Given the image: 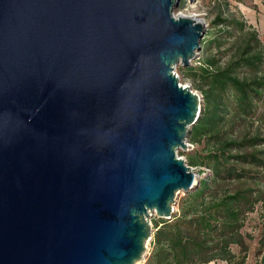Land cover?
Masks as SVG:
<instances>
[{
	"label": "water",
	"instance_id": "water-1",
	"mask_svg": "<svg viewBox=\"0 0 264 264\" xmlns=\"http://www.w3.org/2000/svg\"><path fill=\"white\" fill-rule=\"evenodd\" d=\"M181 0H0V264H136L197 176Z\"/></svg>",
	"mask_w": 264,
	"mask_h": 264
},
{
	"label": "trees",
	"instance_id": "trees-1",
	"mask_svg": "<svg viewBox=\"0 0 264 264\" xmlns=\"http://www.w3.org/2000/svg\"><path fill=\"white\" fill-rule=\"evenodd\" d=\"M223 23L243 33L232 59L215 70V60L201 72L179 67L210 84L188 134L200 149L187 157L210 175L198 180L170 221L155 222L146 264H245L247 243L255 240L245 227L264 206V44L256 32L244 33L245 24ZM256 220L255 264H264V214Z\"/></svg>",
	"mask_w": 264,
	"mask_h": 264
},
{
	"label": "rangeland",
	"instance_id": "rangeland-1",
	"mask_svg": "<svg viewBox=\"0 0 264 264\" xmlns=\"http://www.w3.org/2000/svg\"><path fill=\"white\" fill-rule=\"evenodd\" d=\"M259 1V2H255ZM260 5L264 6V0H181L179 7L174 11L175 15L185 16V17H195L201 20L204 24V35L200 42L201 49L197 53L195 59L190 63L191 69L196 72H201L202 68L209 66V61L215 60V66L212 68L215 70L217 68H222L230 59H232L234 50L232 47L239 45L241 39L243 38V33H240L232 28H229L223 23L224 20H236L239 23L245 24L247 27L244 33L251 32L249 30V23L253 18V11L256 7L261 8ZM217 19L221 20L216 22ZM259 38V36H258ZM260 40V39H259ZM195 66V67H194ZM179 67L175 68V74L178 76L179 82L182 86L189 87L193 92L200 96V110L203 101V95L210 90V84L208 81H203L199 76H194L190 73L181 74L179 72ZM187 67V68H188ZM186 68V67H181ZM241 75V73H240ZM262 109V106H261ZM260 109V110H261ZM200 148L195 144H191L187 137V149L182 152L177 151L179 157L186 161V164L192 169V172L197 176L196 181L200 178L207 177L210 175L209 170L204 167H194L187 162V157L192 155L195 151ZM200 172H204L200 175ZM187 193L178 192L176 193L173 205V213L178 214L180 204L185 200ZM264 214V206L256 208L253 213H250L251 221H249L245 227L247 233H252L255 240L249 241L247 244L249 246L248 258L245 264H255L256 261V238L258 235L257 220L258 216ZM160 221L156 218L154 214L150 217L153 235L155 222ZM152 240V236H151ZM148 241L146 244V250L142 260L136 264H146L152 252V241ZM236 252V250H235ZM209 264H227L223 261L210 262Z\"/></svg>",
	"mask_w": 264,
	"mask_h": 264
},
{
	"label": "crops",
	"instance_id": "crops-1",
	"mask_svg": "<svg viewBox=\"0 0 264 264\" xmlns=\"http://www.w3.org/2000/svg\"><path fill=\"white\" fill-rule=\"evenodd\" d=\"M259 2V1H255ZM256 7L253 11L252 21L249 23L250 30L257 33L260 41L264 44V6Z\"/></svg>",
	"mask_w": 264,
	"mask_h": 264
},
{
	"label": "bare ground",
	"instance_id": "bare-ground-1",
	"mask_svg": "<svg viewBox=\"0 0 264 264\" xmlns=\"http://www.w3.org/2000/svg\"><path fill=\"white\" fill-rule=\"evenodd\" d=\"M179 16H180V15H179ZM190 18L193 19L194 21L198 22L199 24L204 25L203 22H202L201 20H199V19H197V18H195V17H190ZM146 244H147V243H146Z\"/></svg>",
	"mask_w": 264,
	"mask_h": 264
}]
</instances>
